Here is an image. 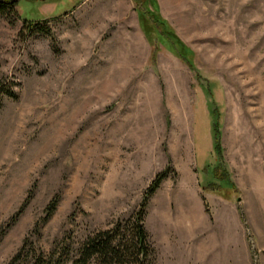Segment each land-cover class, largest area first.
Segmentation results:
<instances>
[{"label": "rangeland", "instance_id": "1", "mask_svg": "<svg viewBox=\"0 0 264 264\" xmlns=\"http://www.w3.org/2000/svg\"><path fill=\"white\" fill-rule=\"evenodd\" d=\"M156 1L22 0L32 29L0 15V89L13 93L0 104V264L24 246L16 264H72L165 171L145 209L149 264H197L221 230L237 237V216L264 264V0ZM142 12L159 32L167 20L194 66Z\"/></svg>", "mask_w": 264, "mask_h": 264}, {"label": "trees", "instance_id": "2", "mask_svg": "<svg viewBox=\"0 0 264 264\" xmlns=\"http://www.w3.org/2000/svg\"><path fill=\"white\" fill-rule=\"evenodd\" d=\"M27 1L38 3L40 0ZM137 1L142 2L146 6L150 2V0ZM151 1L155 7L158 8L157 1ZM21 2L22 0H0V15L14 13L18 15V17L23 18L24 23L27 24L29 28H35L38 25V19L32 20L23 17L18 9ZM141 20L144 27H146L148 31L152 30L154 36H157L158 40H162V42L177 53L183 60H186L191 66H194L192 65V60L189 59V55L193 52L192 49L175 34L173 29L169 27L167 20L162 19L159 15L156 16L157 22L162 23L167 28V30H163L162 32L158 31L157 25L150 23L145 12H142ZM207 91L209 94H212L209 88ZM3 94L11 95L13 93L5 87L0 89V104ZM212 114L214 117L213 133L215 138V149L217 152H221L219 115L216 109L212 111ZM167 173L168 172L165 171L159 174L153 181L145 201L135 217L116 224L112 229L97 232L86 238L80 246L78 258L72 260V264H91L92 262H97L99 264H149L153 250L149 241V234L144 226L145 209L149 198L159 189L162 182L167 177ZM221 180L225 181V179ZM54 208L55 206L53 205L51 211H53ZM24 251L25 246L10 264H16L20 259L22 260ZM36 259L37 260L34 262L35 264H43L41 257H37ZM28 263L30 264V262ZM46 264L60 263L51 259Z\"/></svg>", "mask_w": 264, "mask_h": 264}, {"label": "crops", "instance_id": "3", "mask_svg": "<svg viewBox=\"0 0 264 264\" xmlns=\"http://www.w3.org/2000/svg\"><path fill=\"white\" fill-rule=\"evenodd\" d=\"M236 219L238 230L234 234H237V237L230 236V232L221 230L222 233L211 240V245L201 246L195 250L197 264H252L242 223L238 216Z\"/></svg>", "mask_w": 264, "mask_h": 264}]
</instances>
